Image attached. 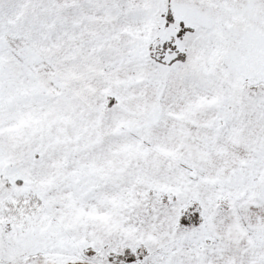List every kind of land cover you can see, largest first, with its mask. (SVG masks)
Here are the masks:
<instances>
[{
    "label": "snow or ice",
    "instance_id": "obj_1",
    "mask_svg": "<svg viewBox=\"0 0 264 264\" xmlns=\"http://www.w3.org/2000/svg\"><path fill=\"white\" fill-rule=\"evenodd\" d=\"M0 264H264V0H0Z\"/></svg>",
    "mask_w": 264,
    "mask_h": 264
}]
</instances>
